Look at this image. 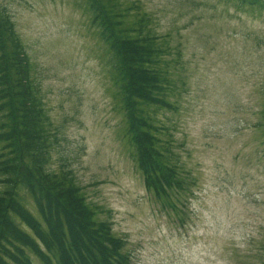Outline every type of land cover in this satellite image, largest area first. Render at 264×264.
<instances>
[{"label":"rangeland","instance_id":"1","mask_svg":"<svg viewBox=\"0 0 264 264\" xmlns=\"http://www.w3.org/2000/svg\"><path fill=\"white\" fill-rule=\"evenodd\" d=\"M107 1L122 36L133 35L138 12L168 46L162 67L173 109L145 107L144 115L170 148L183 189L162 203L145 189L86 0H0L65 139L51 168L65 156L132 264H264V0Z\"/></svg>","mask_w":264,"mask_h":264},{"label":"trees","instance_id":"2","mask_svg":"<svg viewBox=\"0 0 264 264\" xmlns=\"http://www.w3.org/2000/svg\"><path fill=\"white\" fill-rule=\"evenodd\" d=\"M86 5L110 55L126 135L145 188L162 203L183 183L170 148L156 137L144 113L145 107L173 109L165 99L170 82L162 67L168 46L149 28L145 14L136 12L133 35L122 36L116 4L111 8L108 1L86 0ZM63 141L45 108L26 49L13 23L0 13V264H33L31 255L41 264H132L126 240L115 236L108 222L96 219L65 156L57 169L51 168Z\"/></svg>","mask_w":264,"mask_h":264}]
</instances>
